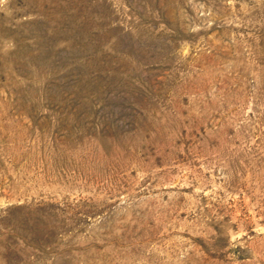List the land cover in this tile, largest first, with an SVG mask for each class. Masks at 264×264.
<instances>
[{"label":"rangeland","instance_id":"374dc122","mask_svg":"<svg viewBox=\"0 0 264 264\" xmlns=\"http://www.w3.org/2000/svg\"><path fill=\"white\" fill-rule=\"evenodd\" d=\"M0 264H264V0H0Z\"/></svg>","mask_w":264,"mask_h":264}]
</instances>
